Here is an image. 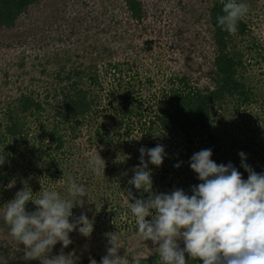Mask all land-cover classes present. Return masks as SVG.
Here are the masks:
<instances>
[{
	"label": "rangeland",
	"instance_id": "374dc122",
	"mask_svg": "<svg viewBox=\"0 0 264 264\" xmlns=\"http://www.w3.org/2000/svg\"><path fill=\"white\" fill-rule=\"evenodd\" d=\"M138 1L142 7L139 20L121 0H40L14 28L0 29V123L5 124L4 110L14 107L19 127L31 144L35 142L34 146L51 154L38 161L29 153L24 155L22 152L27 151L16 144L0 165V256L25 260L23 245L10 235L3 219L6 204L25 182L34 198H39L43 190H55L66 197L69 176L88 187L89 198H83L82 208H73L70 222L84 213L93 222V232L85 237L74 230L69 234L72 243L63 248L58 242L49 256L63 251L73 256L75 264H92L93 260L100 264L110 246L107 234L118 232L119 254L126 255L130 264L137 253L144 257L141 264H160L152 242L138 237L133 216L118 209V205H128L129 190L135 197L139 194L142 199L148 198L128 183L134 175L132 170L140 164L141 147L168 148L164 157L167 162L174 161L179 152L186 157L210 148L213 161L221 164L232 159L247 180L248 172L239 156L243 152L244 163L264 173V0H237L249 6L242 18L249 28L245 37L232 42L245 66L239 79L253 90L256 99L242 107L229 99L217 107L213 141L195 135L191 144L183 134L155 127L149 136L140 122L126 138L123 127L109 116L125 93L142 98L145 108L152 110L160 92L169 88L167 78L171 76H186L200 89L211 86L217 55L211 11L221 0ZM68 75L71 79L66 80ZM73 82L95 100L85 125L72 131L75 136L69 122L57 115L64 108L62 88L68 91L66 86ZM31 93L45 108L25 116L18 112L19 99ZM102 122L107 126L102 133L113 145H97ZM51 132L63 137V147L52 143ZM9 141L12 144L13 140ZM5 146L0 143L1 148ZM97 152L105 161L101 175L88 164ZM40 162L44 164L42 169ZM148 167L151 172L156 168L150 163ZM179 178L186 192L201 183L189 162L179 171ZM26 210L34 211L35 205L28 202ZM178 243L184 247L182 240Z\"/></svg>",
	"mask_w": 264,
	"mask_h": 264
},
{
	"label": "clouds",
	"instance_id": "9594fccd",
	"mask_svg": "<svg viewBox=\"0 0 264 264\" xmlns=\"http://www.w3.org/2000/svg\"><path fill=\"white\" fill-rule=\"evenodd\" d=\"M248 12L246 3L224 0L223 14L217 16L218 25L223 31L235 33L238 22ZM139 152L140 164L132 170L134 175L128 183L149 196L137 199L129 190L128 207L135 218L138 237L152 242L160 264H186V253L191 260L198 259L202 264H264V174L244 163L245 153L240 152L239 156L241 166L248 172L247 180L242 179L231 162L225 165L213 161L210 148L194 153L190 168L201 183L191 188L189 196L183 189L169 194L153 193L148 165L161 166L166 153L162 145L151 149L141 147ZM4 162L5 157H0V165ZM88 164L96 175L104 174L105 161L98 152L90 156ZM180 166V163L174 165ZM67 185L66 197L55 190H43L39 198H34L25 182L24 188L6 204L3 219L10 235L23 245L25 260L75 264L73 256L63 251L56 256L48 254L58 242L67 248L72 243L69 234L74 230L78 229L85 237L93 232V222L84 213L70 222L73 208H82L83 198H89L88 187L71 176ZM28 202L35 205L34 211L26 210ZM107 235L110 246L100 264H130L126 255L119 254L118 232ZM181 240L183 248L178 243ZM143 258L137 253L132 256L131 264H141ZM0 264H7L3 256ZM92 264L96 262L93 260Z\"/></svg>",
	"mask_w": 264,
	"mask_h": 264
},
{
	"label": "trees",
	"instance_id": "16d2710c",
	"mask_svg": "<svg viewBox=\"0 0 264 264\" xmlns=\"http://www.w3.org/2000/svg\"><path fill=\"white\" fill-rule=\"evenodd\" d=\"M39 1L40 0H0V29L14 28L19 18L28 13ZM122 1L126 4L128 11L134 19L139 20L142 17V7L138 0ZM223 2L224 0L218 2L211 11L212 24L214 27V44L217 48V55L214 60L215 73L212 76L211 86L200 89L191 85L188 77L174 74L175 76L167 78L169 81V88L160 92V96L156 99L155 106L152 107V110H147V108H145V103L142 98H137L136 96L131 97L128 93L121 95L118 105L113 108L111 116L109 117L110 120H114L123 127L124 137L128 138L133 131L134 124L138 125L140 122L142 123V128L147 129L146 132L149 136L155 127L162 131L169 130L179 135L183 134L187 136L190 144L193 143L195 135L213 141L215 136L213 133V121L215 120V109L217 107H221L229 99L236 102L237 107L251 104V102L256 99L253 90L239 79L240 71L245 70L244 61L241 56L234 51L232 45L236 37L246 36L249 25L241 19L238 22L237 31L235 33H228L221 30L217 22V16L223 14ZM67 79H71L70 75H68L66 80ZM92 81H96L94 84L98 83L97 80L93 79ZM78 85V82L67 85L66 88L68 91L62 88L63 90L61 92L64 108L57 112V115L64 121L69 122V129L74 136L77 133L73 132L85 125L86 118L92 112V106L95 101L93 100L94 96H90L88 92L78 90ZM19 104L18 112L26 114L25 116H27V114L33 115L34 112H40L45 108L33 93L30 95L22 94V97L19 99ZM16 113L14 107L8 106L4 110V114H2L5 124L0 123L3 124L0 125V143L4 146L6 144V146L4 148L0 147V152L2 154L0 156L9 157V152L15 149L14 147L16 144H19L27 151L22 152L24 155L29 153L32 158L38 157V161H42L45 156L50 157L51 154L48 153L49 150H42L40 147L37 148L34 146L35 142L31 144L28 135L19 127V120L15 118ZM147 118H150L149 121ZM102 123H104L101 124L102 128L98 130L97 145L107 143L113 145L109 136L102 133L103 129L107 128L105 122ZM50 137L52 143H55L59 148L63 147L64 142L62 136L55 134V132H51ZM10 139L13 140L12 144H10ZM174 146L175 144L170 145V147ZM167 149L165 150L166 154L169 153V149ZM188 151H190V149H188ZM190 158V153L185 157L179 152V155L173 158L174 161L169 160L167 162V160L164 159L161 166L158 168L156 166L155 169L153 168L154 171L151 172L153 181L152 192L157 194H169L176 189H182L180 186L181 182H179V171L185 168ZM229 162L239 171L238 164L232 159H227L221 162V164L227 165ZM42 163L43 162H40L39 164L40 169H42V166L44 167ZM177 163L181 165L179 168L174 167ZM186 171L189 172V169ZM242 179L245 180V178ZM106 183L109 184L111 181L108 179ZM140 193L144 196L147 195L146 197L149 196V193L144 192L142 189ZM185 193L189 196L192 195L191 191H185ZM136 198L141 199V196L137 194ZM132 202L134 201L129 200V203ZM118 209H120V212L124 211L126 215H132L128 205L121 207L118 205ZM133 219H135L134 216ZM147 219L151 220V217ZM135 229L137 230V228ZM5 259L7 260V264H41L39 260ZM185 259L188 264H202V261L198 259L191 260L187 253L185 254ZM143 261L144 260H141V262Z\"/></svg>",
	"mask_w": 264,
	"mask_h": 264
}]
</instances>
